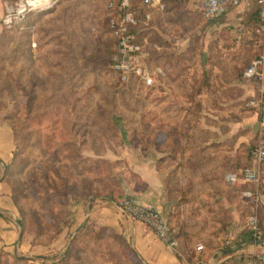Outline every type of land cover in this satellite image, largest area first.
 I'll use <instances>...</instances> for the list:
<instances>
[{"label": "rangeland", "instance_id": "374dc122", "mask_svg": "<svg viewBox=\"0 0 264 264\" xmlns=\"http://www.w3.org/2000/svg\"><path fill=\"white\" fill-rule=\"evenodd\" d=\"M24 1L0 0V131L12 140L11 153L0 160V264H148L115 204L151 189L140 158L156 135H191L210 112L205 105L220 112L230 90L236 114L247 113L250 95L231 84L242 81L256 54L258 16L216 28L220 18L205 21L193 4L186 9L168 0L150 24L167 42L157 56L167 77L143 87L121 84L110 68L115 39L108 0H41L22 10ZM133 2L140 19L139 0ZM250 111L264 122V109ZM259 126L247 133L235 169L248 163ZM195 177L203 182L196 175L181 184L169 174L153 184L155 200L168 204L161 214L178 231L180 244L171 249L183 264H202L204 243L218 234L227 245L233 219L229 202L215 199L213 189H196ZM227 183L244 218V185ZM198 243L204 248L197 250Z\"/></svg>", "mask_w": 264, "mask_h": 264}, {"label": "crops", "instance_id": "0c3cea01", "mask_svg": "<svg viewBox=\"0 0 264 264\" xmlns=\"http://www.w3.org/2000/svg\"><path fill=\"white\" fill-rule=\"evenodd\" d=\"M185 3L186 9H191L189 7L192 4L191 1L187 0ZM254 13L253 9L248 11L243 7L229 8L214 26L218 25L216 28H221L225 24L236 25L237 21L240 23L242 18L249 20ZM160 30H165L166 34L169 28H166L163 23ZM162 37H164L163 34ZM241 78L242 81H236L231 85H235L236 90L239 88L242 92L244 91L243 94L245 93L246 96L252 95L248 81ZM226 95L227 101L219 105L220 112H214L212 105H205L210 112H205L204 117L200 118L191 135L186 137L181 135L155 136L154 145L146 148L145 152H141L140 158L141 176L151 189L146 194L135 192L128 195H134V198H131L139 203L149 202L160 212H166L168 204H161L160 201L155 200V198L159 199L160 195H157L156 192L159 190L155 189L153 184L163 183L169 174L179 176L181 184L185 183V177L190 176L192 180L196 175L203 176V182H196L195 177V183L192 185L198 190L213 189L218 192L219 194L214 196L215 199L227 205L229 202V205L233 207L231 209L233 219L225 239L228 246L224 248V245L220 243L223 234L216 235V246H205L202 264H251L257 258L260 259V264H264V242L251 238L245 229V217L239 216V210L234 204L235 199L232 200V195L229 197L231 187L225 179L227 174L240 173L243 166L235 168L243 160L247 133L250 134L257 129L260 121L257 113L251 112V109H248L244 115L236 114L237 110L232 105L237 99L234 98V91L230 90ZM262 109H264V100ZM11 150V134L3 129L0 131V160L4 155H8L6 153H11ZM6 203L10 205V201ZM119 214L124 218L126 233L130 236L136 252L148 264H183L174 251L161 242L148 226L132 221L122 211Z\"/></svg>", "mask_w": 264, "mask_h": 264}, {"label": "built area", "instance_id": "2783aa9c", "mask_svg": "<svg viewBox=\"0 0 264 264\" xmlns=\"http://www.w3.org/2000/svg\"><path fill=\"white\" fill-rule=\"evenodd\" d=\"M117 1H119L118 14L109 21L115 37L110 68L121 82H128L134 78L143 87L153 86L156 80L165 77L166 72L160 66L149 69L146 62L149 39L141 32L148 27L153 10H164L165 2L163 0H139L140 5L148 9L139 19L134 10H123L129 7V0ZM188 1H191L201 18L207 21L217 20L229 8L243 7L249 11L255 6L254 11L257 13L258 21L253 28V44L257 50L242 72V77L248 81L253 94L244 100L243 107L261 109L264 100V0ZM108 5L113 6L115 3L110 0ZM5 21H11V18ZM152 46L159 49L156 43ZM226 179L231 183L240 182L244 185L241 191L242 205L246 210L244 227L251 233L253 239L264 242V219H261L259 214V210L264 209V122L259 126L257 140L249 152L248 163L241 168L239 174H227ZM116 206L130 218L148 226L155 236L170 248H176L180 244L175 237V229L167 223L152 203H139L132 198L123 197L118 200ZM203 248V244H196L197 250ZM251 264H260V259L253 260Z\"/></svg>", "mask_w": 264, "mask_h": 264}, {"label": "trees", "instance_id": "16d2710c", "mask_svg": "<svg viewBox=\"0 0 264 264\" xmlns=\"http://www.w3.org/2000/svg\"><path fill=\"white\" fill-rule=\"evenodd\" d=\"M114 1V3H115V5H113V6H109L108 4H109V2H110V0H108L107 1V10H108V12L110 13V15H109V18H108V22L110 21V19L111 18H113V17H115V16H117V14H118V8H119V1H117V0H113ZM164 2H165V9L164 10H162V11H158V10H153V12H152V18H151V20H149V22H148V27L146 28V29H144L142 32H141V34L142 35H146L147 37H148V39H149V46H148V56H147V58H146V62H147V64H148V66H149V69L150 70H152L154 67H156V66H160V67H162L163 69H164V71L166 72V68L162 65V64H160L159 63V58L157 59V56H162V51H163V49H166V44H167V42L165 41V40H163V39H161V38H159L158 36L156 37L155 36V34H154V32H153V28H151V26H150V24H152V21H153V19H154V16H158V15H162L168 8H169V1L168 0H163ZM179 4H185V2H186V0H176ZM133 5H135V3L133 2V0H129V7L128 8H124L123 10H126V9H131V10H135L134 8H133ZM140 17H143L144 16V13L148 10L145 6H140ZM189 15H193V13L192 14H189ZM200 15V14H199ZM257 15V13L255 12L253 15H252V17H254V16H256ZM201 17V16H200ZM156 18V17H155ZM203 19V18H202ZM204 20V19H203ZM155 21V20H154ZM205 21H207V20H205ZM163 22V21H162ZM161 22V24L159 25L160 27L162 26V23ZM210 22H212V21H210ZM109 27H110V24H109ZM110 31H111V34H112V30H111V28H110ZM112 36H113V34H112ZM113 38L115 39V37L113 36ZM153 43H156L158 46H159V49H155L153 46H152V44ZM112 54H113V51H112V53H111V56H112ZM252 58V57H251ZM250 58V59H251ZM250 59H249V61H250ZM248 61V62H249ZM247 65V64H246ZM245 65V66H246ZM245 68V67H244ZM244 68H243V70H244ZM243 70H242V72H243ZM242 72H241V76H242ZM167 77V72H166V75H165V78ZM164 77L163 78H160L159 80H163V79H165ZM120 81V80H119ZM130 81H136V82H138V80L137 79H130L128 82H121V84H128ZM246 165V164H245ZM259 214H260V216H261V219H264V209H260L259 210ZM172 227V226H171ZM173 228V227H172ZM249 232V231H248ZM249 235H250V237L252 238V235H251V233L249 232ZM175 237L179 240V242H180V236H179V234H178V231L175 229ZM215 240H216V238H215V236L213 237V240L210 242V243H204V245L206 246V247H214V246H216V243H215ZM225 241V240H224ZM203 245V246H204ZM224 246V248H226L228 245H225V244H223ZM1 260V259H0ZM15 261H25L26 259L25 258H20V257H15V259H14ZM1 263V262H0Z\"/></svg>", "mask_w": 264, "mask_h": 264}, {"label": "bare ground", "instance_id": "6f19581e", "mask_svg": "<svg viewBox=\"0 0 264 264\" xmlns=\"http://www.w3.org/2000/svg\"><path fill=\"white\" fill-rule=\"evenodd\" d=\"M29 0H25L24 4L20 3L19 7L24 10L26 7H31V8H35L38 6V4H41L42 2H40L41 0H33V1H29ZM26 3V4H25ZM25 7V8H24Z\"/></svg>", "mask_w": 264, "mask_h": 264}]
</instances>
